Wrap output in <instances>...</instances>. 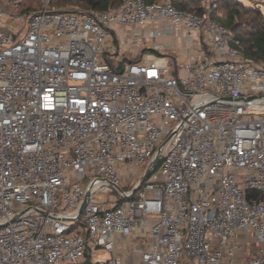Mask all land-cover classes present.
<instances>
[{
    "label": "built area",
    "instance_id": "built-area-1",
    "mask_svg": "<svg viewBox=\"0 0 264 264\" xmlns=\"http://www.w3.org/2000/svg\"><path fill=\"white\" fill-rule=\"evenodd\" d=\"M210 1L0 6V264H264V64Z\"/></svg>",
    "mask_w": 264,
    "mask_h": 264
},
{
    "label": "trees",
    "instance_id": "trees-1",
    "mask_svg": "<svg viewBox=\"0 0 264 264\" xmlns=\"http://www.w3.org/2000/svg\"><path fill=\"white\" fill-rule=\"evenodd\" d=\"M147 3H154L157 0H144ZM211 0L210 18L220 22L231 30L234 37L239 42L238 48L243 56L255 63L264 64V16L260 7H263L264 0L256 1L245 0ZM24 3V2H23ZM121 3V0H50L49 6L52 11H59L61 8L78 5L82 9L105 11ZM172 5L182 11L191 12L197 15L208 13L202 6V0H172ZM19 14H29L38 12L40 0H26ZM222 11V17L219 14Z\"/></svg>",
    "mask_w": 264,
    "mask_h": 264
},
{
    "label": "rangeland",
    "instance_id": "rangeland-1",
    "mask_svg": "<svg viewBox=\"0 0 264 264\" xmlns=\"http://www.w3.org/2000/svg\"><path fill=\"white\" fill-rule=\"evenodd\" d=\"M49 1L50 0H40V6L38 8V12L43 11V10H47V11H52L53 7L49 6ZM251 1H256V3H252L254 5L258 4L259 2H261L260 0H251ZM24 2V3H23ZM241 2H244V5L248 6V4L245 0H242ZM26 3V0H0V6L6 11L7 14L9 15H13V14H19L18 12L20 11V9L24 6V4ZM263 7L261 8V11L263 13L264 16V5H262ZM59 11H86L84 9H82V7H78V5H74V6H68L61 8ZM222 11H219L220 16L222 17ZM140 170L143 171V168H141ZM156 172V171H155ZM105 198H107V195H104Z\"/></svg>",
    "mask_w": 264,
    "mask_h": 264
},
{
    "label": "crops",
    "instance_id": "crops-1",
    "mask_svg": "<svg viewBox=\"0 0 264 264\" xmlns=\"http://www.w3.org/2000/svg\"><path fill=\"white\" fill-rule=\"evenodd\" d=\"M153 43L156 46L160 47L159 52H164L173 57L177 55L178 42L174 40L172 37H162V38L156 39ZM154 54H157V53H154ZM178 59H181V57H178Z\"/></svg>",
    "mask_w": 264,
    "mask_h": 264
},
{
    "label": "water",
    "instance_id": "water-1",
    "mask_svg": "<svg viewBox=\"0 0 264 264\" xmlns=\"http://www.w3.org/2000/svg\"><path fill=\"white\" fill-rule=\"evenodd\" d=\"M158 161H159V154L156 155V157L152 160V162L150 163L148 169L146 170L145 174L142 176V178L140 179V182H139V185L137 186L136 189L133 190V193L141 186V184L143 182H145L149 176L151 175V173L153 172L154 168L156 167V165L158 164ZM120 194L123 195L120 191ZM88 196H89V191L87 192L86 194V197L80 207V210H79V214H78V218H80V215L82 214L83 212V209L87 203V199H88ZM124 200L128 201V200H131L132 199V195L130 196H123ZM15 221V219L13 220Z\"/></svg>",
    "mask_w": 264,
    "mask_h": 264
}]
</instances>
